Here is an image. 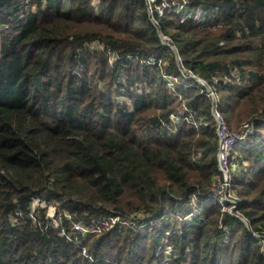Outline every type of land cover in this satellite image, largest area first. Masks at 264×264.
I'll list each match as a JSON object with an SVG mask.
<instances>
[{
    "label": "trees",
    "instance_id": "obj_1",
    "mask_svg": "<svg viewBox=\"0 0 264 264\" xmlns=\"http://www.w3.org/2000/svg\"><path fill=\"white\" fill-rule=\"evenodd\" d=\"M175 54L231 79L217 105L230 131L254 126L231 173L239 217L209 196L211 104ZM149 214L150 233L71 230ZM166 230L172 264H264V0H0V264H159Z\"/></svg>",
    "mask_w": 264,
    "mask_h": 264
},
{
    "label": "built area",
    "instance_id": "obj_2",
    "mask_svg": "<svg viewBox=\"0 0 264 264\" xmlns=\"http://www.w3.org/2000/svg\"><path fill=\"white\" fill-rule=\"evenodd\" d=\"M152 2V0H150ZM158 15H161L158 13ZM211 16L208 15V18ZM198 17H195V20L199 22L197 19ZM153 20H151L152 22ZM153 23V22H152ZM160 40L162 42V45H167L166 42L163 41L162 36H160ZM94 43V42H93ZM91 43L87 48L89 50H96L97 48H94L95 44ZM171 49L175 53V49L171 47ZM98 50V49H97ZM175 60L177 62V68L178 72L183 78L184 81H190L192 80L194 83V87L204 91L207 98L209 99V102L211 104L210 108V116L212 118V121L215 125L214 133L217 141V151L215 154V160H216V167L217 171L219 173L218 178L216 179L215 189L211 194L209 195L211 198L215 199V201L221 206L222 211H226L231 216L239 217V214L235 212L238 200L234 196L232 187H231V173L238 170L240 168V161L238 159V156L235 154V149L237 147H240L242 144H244L249 137H251L254 133V126L251 122L243 123L239 130L236 132H232L229 130L226 120L224 119L223 115L219 112L217 105H218V98H219V92L223 90L224 86L227 83H230L231 79L223 78L222 82L220 83L218 79L212 78L211 82L205 81L191 73V71L185 69L181 65V61L177 54H175ZM235 82L240 81V72L236 70L231 71L230 75ZM164 80L167 83V87L171 90H173V83L176 81V78H173L169 75H163ZM118 84L122 87H125L126 84L123 80L119 79ZM124 88H122L120 91H123ZM170 120L175 122V118L173 116L169 117ZM189 124H192V127L194 129L198 128L201 125V122H194L191 117H188L187 119ZM164 127L167 128V126L164 124ZM234 211V214H233ZM189 218V217H186ZM184 220H186L184 218ZM190 219H187L186 221H189ZM242 223L246 225V221L243 218H240ZM55 222V221H54ZM157 224L156 220L152 218V216L149 215H135L130 217L129 219H122V217H118L115 215L103 217L97 221H93L91 227L86 228L82 226L80 223H75L72 225L71 230L83 232V233H92L95 235H106L107 233H110L113 229H117L118 231L123 230L125 228H130L133 230H136L140 233H150L152 230L151 228L153 225L155 226ZM158 225V224H157ZM222 231V242H227L231 240V237L229 234H226V229L223 227H220ZM176 232V230H166L164 232V244H168V237ZM253 236L260 242L262 246V252H264V235H260L258 233H253ZM84 251V250H83ZM162 252V251H160ZM163 253L168 255L169 257L164 260L165 262L159 263V264H172L171 260L176 258V255L173 251V246L165 247V250Z\"/></svg>",
    "mask_w": 264,
    "mask_h": 264
},
{
    "label": "rangeland",
    "instance_id": "obj_3",
    "mask_svg": "<svg viewBox=\"0 0 264 264\" xmlns=\"http://www.w3.org/2000/svg\"><path fill=\"white\" fill-rule=\"evenodd\" d=\"M146 1H148V2H150L151 3V1L150 0H146ZM157 12L159 13V14H161V12H160V9L159 10H157ZM148 14H150V10L148 9ZM152 22H154V21H152ZM93 44H95V46H94V48H97L99 51H101V49H102V45L100 44V43H98V42H94ZM246 123V122H245ZM236 154V153H235ZM215 200V199H214ZM37 207H41V208H46V211H47V215H49V217L51 218V216L53 215L54 216V212H55V205L53 204V203H50V204H44V203H36V202H34L33 203V208L34 209H36ZM238 214V213H237ZM164 218V217H163ZM179 219H180V217H179ZM186 220L187 219H190V217L189 218H185ZM184 220V219H183ZM185 220V221H186ZM162 224V223H161ZM167 245L168 246H170V244L168 243V244H164V238H163V240H162V246H161V250L160 251H162L161 253L167 258V257H169L167 254L165 255L164 253H163V251L165 250V247H167ZM165 262V261H164Z\"/></svg>",
    "mask_w": 264,
    "mask_h": 264
}]
</instances>
